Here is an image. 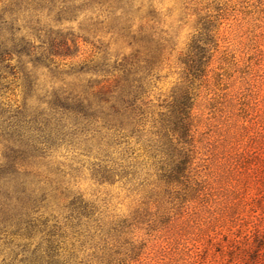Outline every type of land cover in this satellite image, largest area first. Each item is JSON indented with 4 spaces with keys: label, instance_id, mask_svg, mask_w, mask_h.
<instances>
[{
    "label": "rangeland",
    "instance_id": "374dc122",
    "mask_svg": "<svg viewBox=\"0 0 264 264\" xmlns=\"http://www.w3.org/2000/svg\"><path fill=\"white\" fill-rule=\"evenodd\" d=\"M154 7L162 46L146 80L143 130H156L152 120L168 109L173 92L191 86L186 147L193 159L180 182L165 185L159 178L145 136L106 148L105 130L59 122L48 109L60 85L49 69L68 70L103 55L112 62L131 51L103 23L90 26L89 16L103 18L96 12L60 26L81 37L74 58H54L28 79L15 54L3 60L0 134L11 133L28 157L51 142L38 164L46 165L60 203L64 195L80 197L91 216L89 233L67 228L59 243L74 264H264V0H155ZM203 25L210 36L207 72L187 80L184 60L204 41ZM14 122L18 128L10 129ZM3 144L0 136V154Z\"/></svg>",
    "mask_w": 264,
    "mask_h": 264
},
{
    "label": "trees",
    "instance_id": "16d2710c",
    "mask_svg": "<svg viewBox=\"0 0 264 264\" xmlns=\"http://www.w3.org/2000/svg\"><path fill=\"white\" fill-rule=\"evenodd\" d=\"M154 2L0 0V68L6 57L15 54L18 63L28 69L23 74L28 79L33 70L55 64L54 58H74L80 49L81 37L71 30L64 32L60 26L81 13L96 12V17L103 18L93 20L89 16L90 26L103 23L107 31L125 38L131 51L112 62L103 55L100 60L68 70L57 69L56 65L49 69L60 85L51 91V100L46 102L48 109L55 111L59 122L64 119L80 128L88 125L98 132L105 130L108 140L103 146L106 148L119 144L125 137L145 136L149 156L154 163L157 161L161 171L159 178L170 185L180 182L193 159L192 149L186 147L192 141L193 104L191 86L178 88L172 94L168 109L158 112V119L152 120L156 130L144 132L146 80L162 46L155 33ZM206 26L201 27L200 33V37L205 36L204 41L192 46L198 51L184 60L187 80L206 75L211 56ZM81 40L89 42L83 37ZM85 75L89 77H81ZM9 125L10 129L18 128L15 122ZM0 136L4 141V151L0 154V235L5 237L0 243V255L4 256L0 264H74L72 256H64L60 251L59 243L67 228L78 232L83 226L84 232L89 233L91 216L80 197L68 200L70 197L64 195L60 203L62 197H58L57 187H51L46 165L38 164L51 142L28 157L18 149L21 144L11 133ZM105 174L111 178L113 170L108 169ZM51 197L54 199L50 200ZM47 212L48 216L44 217ZM59 216L64 220L58 221Z\"/></svg>",
    "mask_w": 264,
    "mask_h": 264
}]
</instances>
